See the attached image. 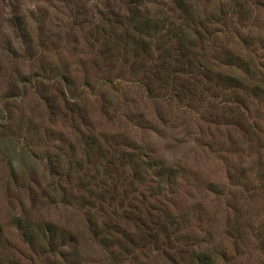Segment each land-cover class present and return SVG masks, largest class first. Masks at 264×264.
<instances>
[{
	"label": "rangeland",
	"instance_id": "rangeland-1",
	"mask_svg": "<svg viewBox=\"0 0 264 264\" xmlns=\"http://www.w3.org/2000/svg\"><path fill=\"white\" fill-rule=\"evenodd\" d=\"M109 1L0 0V264H51L16 216L68 230L63 251L79 264H264V96L207 91L188 104L158 83L149 92L89 34ZM253 13L216 22V44L249 57L264 85V4ZM86 125L100 145L85 148ZM133 146L137 162L181 169L121 162Z\"/></svg>",
	"mask_w": 264,
	"mask_h": 264
},
{
	"label": "trees",
	"instance_id": "trees-1",
	"mask_svg": "<svg viewBox=\"0 0 264 264\" xmlns=\"http://www.w3.org/2000/svg\"><path fill=\"white\" fill-rule=\"evenodd\" d=\"M114 1L116 3L109 5L108 11L99 10L100 18L90 27L89 34L97 40V51L104 57L140 72V80L149 92L158 83V88L167 87V94L188 104L200 99L207 91L212 95L217 92L228 94L229 99L240 104H244L249 96H264V85L251 75L250 58L225 45L218 46V29L214 27L216 22L226 24L228 17H236L241 25L248 24L253 19V10L264 4V0H220L210 10L197 0ZM107 2L110 3L109 0ZM107 2L103 5L108 7ZM94 6L97 7L96 4ZM236 21L231 23L232 30ZM61 76L67 77L65 73ZM46 99H49L48 96ZM50 106H54L52 101ZM81 136L87 145L85 148L100 145L98 136L89 125ZM90 142L92 145H89ZM139 149L140 146H133V149L121 150L118 158L123 163L143 164L158 176L173 178L181 169L151 156L137 162L141 157ZM69 162L72 160L69 159ZM99 162V156L92 161L96 168ZM56 166L62 167V163ZM83 175L89 177L87 170ZM101 190L104 191V188ZM14 222L26 242L42 246L46 253L52 255L51 264H79L76 255L70 258L71 254L63 251L66 242L74 243L72 234L64 227L47 220L23 221L19 216ZM97 222L90 221V230L94 236L100 235L104 240V234L97 230ZM56 254L61 259H57ZM206 261L202 259L200 264H209Z\"/></svg>",
	"mask_w": 264,
	"mask_h": 264
}]
</instances>
